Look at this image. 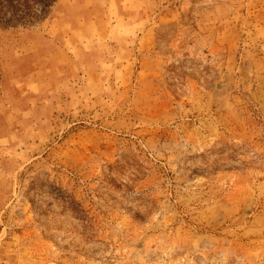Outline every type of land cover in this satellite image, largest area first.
<instances>
[{
    "label": "rangeland",
    "instance_id": "obj_1",
    "mask_svg": "<svg viewBox=\"0 0 264 264\" xmlns=\"http://www.w3.org/2000/svg\"><path fill=\"white\" fill-rule=\"evenodd\" d=\"M40 1L0 21V264H264V0Z\"/></svg>",
    "mask_w": 264,
    "mask_h": 264
},
{
    "label": "trees",
    "instance_id": "obj_2",
    "mask_svg": "<svg viewBox=\"0 0 264 264\" xmlns=\"http://www.w3.org/2000/svg\"><path fill=\"white\" fill-rule=\"evenodd\" d=\"M33 2H38V0H0V21H3L5 25L8 22H13L15 18H18L16 21H22L23 18L29 15L32 8V5L29 3ZM40 2L44 3L47 2V0H42ZM44 8L45 4H42L39 8L40 14L45 12Z\"/></svg>",
    "mask_w": 264,
    "mask_h": 264
}]
</instances>
